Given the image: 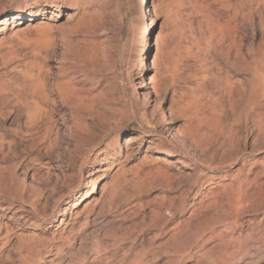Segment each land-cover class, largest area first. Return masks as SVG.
Listing matches in <instances>:
<instances>
[{
	"label": "rangeland",
	"instance_id": "obj_1",
	"mask_svg": "<svg viewBox=\"0 0 264 264\" xmlns=\"http://www.w3.org/2000/svg\"><path fill=\"white\" fill-rule=\"evenodd\" d=\"M140 1L0 0V264H264V0Z\"/></svg>",
	"mask_w": 264,
	"mask_h": 264
},
{
	"label": "bare ground",
	"instance_id": "obj_2",
	"mask_svg": "<svg viewBox=\"0 0 264 264\" xmlns=\"http://www.w3.org/2000/svg\"><path fill=\"white\" fill-rule=\"evenodd\" d=\"M262 1V0H261ZM258 2H260V1H258ZM242 3V4H241ZM255 3L256 2H254V0H243L242 2H240V4H241V6H240V8H238V11L236 12L237 14H240L242 17H243V19H244V17H250L251 15H252V12L254 11L255 12V9H257V7L255 8L254 7V5H255ZM260 3H262V2H260ZM260 3H257V5L258 4H260ZM140 6H142V7H144V6H147V8H148V5H147V3H146V0H141L140 1ZM57 5V4H56ZM54 6L55 8H57V6ZM263 6H264V4H262ZM239 7V6H238ZM58 9V8H57ZM237 10V9H236ZM147 11H149V10H147ZM150 12V11H149ZM254 14V13H253ZM31 15V14H30ZM42 15V14H41ZM234 15H235V13H234ZM239 15V16H240ZM28 16H29V14L27 13V12H23V14H21L20 16H17V15H15L12 19H13V21H26V19L28 18ZM40 16V15H39ZM71 16V15H70ZM236 17H237V15H235ZM29 17H31V19L29 20L30 22H36V20H37V17L38 16H35V15H31V16H29ZM33 18H35V19H33ZM234 19H236L235 17H234ZM238 19V18H237ZM232 20V19H231ZM248 20H250V19H248ZM232 21H235V20H232ZM231 21V24L233 23ZM237 21V20H236ZM244 21V20H243ZM246 21H247V19H246ZM245 21V22H246ZM237 23V22H236ZM264 23V22H263ZM150 25L151 26H154V22H153V20H151L150 21ZM234 25V24H233ZM231 26L230 28H232L233 27V29L234 30H236V27L234 28V26ZM236 26V25H235ZM229 31H230V29H229ZM264 31V30H263ZM236 32V31H235ZM235 32H233V31H230V33H227L228 34V37L230 36L229 34H231V33H233L234 35H235ZM143 34V33H142ZM233 35V36H234ZM226 37V36H225ZM230 38L232 39V34H231V36H230ZM227 39V38H226ZM144 40V42H146L145 43V51H144V53H143V61H144V64H142V70H144V74L142 75V80H143V82H144V85H143V87L146 85L145 84V77H146V74L149 72V68H148V63H149V58H150V56H151V53H150V48H151V43H149V41H148V37L146 36V34L145 35H143L142 36V41ZM264 77V76H263ZM262 77V78H263ZM262 80V79H261ZM263 83H264V80L262 81ZM260 83V82H259ZM257 86H258V84H257ZM254 88H256V87H254ZM257 89V88H256ZM61 92H62V90H61ZM60 92V93H61ZM64 92V91H63ZM65 93V92H64ZM68 93V92H67ZM62 94V93H61ZM66 94V93H65ZM68 95V94H67ZM69 97V96H68ZM67 97V98H68ZM62 101L64 100V95H62ZM66 99V98H65ZM69 99V98H68ZM64 102V101H63ZM36 112H38L37 113V115L39 114V117H41V107L39 106V105H36ZM38 117V118H39ZM136 138H131V140H129V141H133V140H135ZM128 141V142H129ZM76 204L77 203H75V205L74 206H76Z\"/></svg>",
	"mask_w": 264,
	"mask_h": 264
}]
</instances>
